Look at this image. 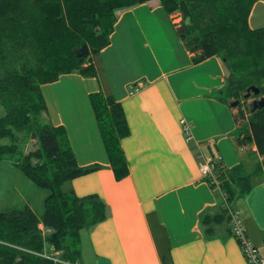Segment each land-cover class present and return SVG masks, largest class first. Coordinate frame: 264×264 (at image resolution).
Listing matches in <instances>:
<instances>
[{"label": "crops", "instance_id": "crops-1", "mask_svg": "<svg viewBox=\"0 0 264 264\" xmlns=\"http://www.w3.org/2000/svg\"><path fill=\"white\" fill-rule=\"evenodd\" d=\"M177 16L157 0L119 12L109 45L92 59L96 78L68 74L41 86L47 118L65 130L77 165L100 166L64 189L98 196L109 208L105 221L81 231L76 264H245L226 219L201 222L222 214L223 204L217 183L212 189L199 172L200 156L229 170L242 164L252 176L249 194L231 207L262 250L264 170L254 174L252 166L261 158L235 146L233 110L216 99L226 71L216 57L192 63ZM248 25L264 28V0L252 6ZM99 91L122 105L130 129L121 141L129 175L121 181L109 168L89 101ZM47 195L13 165L1 164L0 212L28 205L40 217Z\"/></svg>", "mask_w": 264, "mask_h": 264}, {"label": "trees", "instance_id": "trees-1", "mask_svg": "<svg viewBox=\"0 0 264 264\" xmlns=\"http://www.w3.org/2000/svg\"><path fill=\"white\" fill-rule=\"evenodd\" d=\"M150 1L154 0H0V167L4 162L13 165L48 192L40 217L28 205L0 212V264H55L38 255L49 246L60 252L61 259L75 263L81 231L109 217L108 206L98 196L78 197L64 189L100 166L77 165L65 130L47 118L41 86L68 74L96 78L92 59L109 45L119 12ZM157 1L167 15L181 14L184 30L178 33L195 54L194 65L211 57L220 60L226 77L225 86L217 91L218 101L232 110L231 99L238 100L251 86L264 97V28L248 25L257 0ZM84 45L89 54L80 57ZM89 101L109 168L121 181L129 175L121 141L130 135L122 105L100 91ZM247 127L237 124L239 135L245 132L237 142L240 147L249 143L255 147L263 165L255 168L256 174L264 170V108L255 112L250 108ZM28 139H35L38 146L24 154L20 142ZM211 161L214 179L230 205L249 194L252 176L242 164L229 170L221 161ZM207 183L214 189L210 180ZM201 219L206 226L230 222L224 211ZM39 224L51 233L43 238Z\"/></svg>", "mask_w": 264, "mask_h": 264}, {"label": "built area", "instance_id": "built-area-1", "mask_svg": "<svg viewBox=\"0 0 264 264\" xmlns=\"http://www.w3.org/2000/svg\"><path fill=\"white\" fill-rule=\"evenodd\" d=\"M140 86H137L134 89V92L138 91ZM182 130L183 133L188 137L190 129L184 124V122L181 120ZM199 164V172L201 176L205 180H210V183L217 187L216 181L214 179L213 170H214V164L211 162L210 159H204ZM222 198V207H230L229 203L227 201V198L224 193H221ZM229 224H230V232L232 237L235 239L239 250L241 251V254L245 260V264H264V244L262 245V250L256 246L245 234V228L243 221L241 219L240 213L235 209L229 210ZM39 231L44 236L46 233L50 232V229L44 227L43 225L38 226ZM44 258H48L53 260L55 263L60 264H70L62 262L58 259L48 257L45 253L41 255Z\"/></svg>", "mask_w": 264, "mask_h": 264}, {"label": "rangeland", "instance_id": "rangeland-1", "mask_svg": "<svg viewBox=\"0 0 264 264\" xmlns=\"http://www.w3.org/2000/svg\"><path fill=\"white\" fill-rule=\"evenodd\" d=\"M174 15V18H175V16H177L176 17V23H177V25H178V30H179V28H180V23L181 22H179V20H178V18H181L180 16H179V13L177 14V13H175V14H173ZM77 75H79V74H77ZM80 76V75H79ZM82 77V76H81ZM83 78H85V77H83ZM245 95V94H244ZM260 97H253V96H251L249 99H244V96H241V97H239V99L237 100V99H231V101H230V103L231 102H234V101H239V105L236 107V108H233L232 110H233V114L235 115V117L237 118V124H243V129L245 128V127H247V120H248V118H249V110H250V108H251V104H252V102H253V100H255V99H259ZM240 112L243 114V116H244V118H245V120L244 119H242V116L240 115ZM3 115V110L1 109V107H0V116H2ZM184 122V121H183ZM184 124L189 128V126L187 125V123H185L184 122ZM248 128V127H247ZM190 129V128H189ZM237 129V127L235 128V130H234V132H233V134L231 135V138H233V142L235 143V146L237 147V148H240V146H239V144H238V142H237V140L238 139H241V137L242 136H244V134H245V132H242V135H239V132H238V130H236ZM188 137H189V135H188ZM37 146H38V144H37V141L35 140V139H28V140H26V141H24V142H20V148H21V150H22V152L24 153V154H27V153H29V152H33V151H35L36 149H37ZM243 150L241 151V152H245L248 156H250L251 158H254V159H252V160H255V159H257L258 157H257V152L255 151V147L252 145V144H247V145H245L244 146V148H242ZM204 158V157H203ZM203 158H202V156H200V158H198L197 157V159L199 160V164L200 163H204V161L202 162V160H203ZM220 159V158H219ZM219 161H221V160H219ZM222 162V161H221ZM252 166H253V170H255V168H257L258 166L259 167H261L262 169H263V165H262V163L260 162V161H253V163H252ZM261 169V170H262ZM213 172H214V170H213ZM213 175H214V173H213ZM65 187V186H64ZM222 205V204H221ZM229 206L230 207H222L221 208V211L223 212H226V214H227V216H229V210L230 209H232L233 210V208L231 207V205L229 204ZM221 207V206H220ZM229 218V217H228ZM223 224H225V223H223ZM39 225H43V224H39ZM38 225V226H39ZM229 226H230V224H228ZM51 233V230H50V232H48V233H46L44 236L42 235V237L44 238V237H46L48 234H50ZM46 254L48 257L50 256V257H52V258H55V259H58V260H60V261H62V262H65V263H70V264H76V263H71V262H69V261H65V260H63V259H61V254H60V252H57V251H55L54 249H53V247H51V246H49V247H45V249H44V251L41 253V254H38L39 256H41L42 254ZM42 257V256H41ZM44 258V257H43ZM45 259H48V258H45ZM48 260H50V261H52V262H54L53 260H51V259H48ZM55 263V262H54ZM55 264H60V263H55Z\"/></svg>", "mask_w": 264, "mask_h": 264}, {"label": "water", "instance_id": "water-1", "mask_svg": "<svg viewBox=\"0 0 264 264\" xmlns=\"http://www.w3.org/2000/svg\"><path fill=\"white\" fill-rule=\"evenodd\" d=\"M184 30L183 27H180L179 28V32L182 33ZM184 37L183 35H181V38ZM89 54L88 52V48L86 45H84L81 50H80V54L79 56L80 57H87ZM255 96V97H258L260 95V90L255 87V86H251L249 88L246 89L245 91V95H244V99H249L251 96ZM239 104V101H234V102H231L230 103V107L231 108H236ZM251 107H252V112H255L256 110H261L264 108V97H260L259 99H255L253 100L252 104H251Z\"/></svg>", "mask_w": 264, "mask_h": 264}, {"label": "bare ground", "instance_id": "bare-ground-1", "mask_svg": "<svg viewBox=\"0 0 264 264\" xmlns=\"http://www.w3.org/2000/svg\"><path fill=\"white\" fill-rule=\"evenodd\" d=\"M203 154V153H202ZM212 162V161H211ZM213 163V162H212ZM214 164V163H213Z\"/></svg>", "mask_w": 264, "mask_h": 264}]
</instances>
